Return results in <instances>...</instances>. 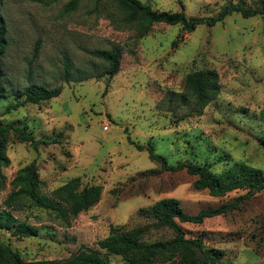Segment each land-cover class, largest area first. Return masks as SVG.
<instances>
[{"label": "rangeland", "instance_id": "1", "mask_svg": "<svg viewBox=\"0 0 264 264\" xmlns=\"http://www.w3.org/2000/svg\"><path fill=\"white\" fill-rule=\"evenodd\" d=\"M70 1L0 0L6 41L0 68L11 92L0 100V123L23 127L36 139L60 140L38 151L12 133L6 140L9 165L2 169L0 210L7 208L38 232L19 239L0 229V243L27 261H63L81 247L96 248L112 227L125 232L146 226L147 242L170 239L171 231L154 224L150 208L155 202L174 198L195 215L245 194L234 191L216 198L197 190L194 177L185 171L161 172L128 137L142 146L151 144L170 165H205L216 175L238 174L246 167L264 174V15L245 19L233 14L191 33L156 24L138 38L134 27L121 22L116 0H80L66 12ZM139 1L154 11L183 9L187 17L215 16L230 1L256 7L252 0ZM175 40L178 46L172 48ZM114 47L122 50L120 69L109 78L104 64L89 52ZM65 62L72 78L94 77L64 82ZM206 69L218 74L220 88L199 110L185 94L184 82L188 74ZM29 84L60 87L61 94L7 110L24 100L21 93ZM30 164L37 171L40 195L49 196L79 178L82 187H102L100 201L68 227L27 200L8 208L12 181ZM181 227L186 237H201L205 247L221 250L220 264H264V191L242 201L238 210ZM107 257L110 264H124L117 256Z\"/></svg>", "mask_w": 264, "mask_h": 264}, {"label": "trees", "instance_id": "2", "mask_svg": "<svg viewBox=\"0 0 264 264\" xmlns=\"http://www.w3.org/2000/svg\"><path fill=\"white\" fill-rule=\"evenodd\" d=\"M79 1L71 0L66 7V12L74 10ZM252 1L256 7H247L242 1L236 3L230 1L212 17H187L183 9L179 12L154 11L139 0H116V3L120 14L123 15L121 22L134 27L137 37L143 38L151 32L156 24L180 26L183 31L191 33L200 25L214 27L233 14H238L245 19L264 15V0ZM4 31L3 21L0 17V60L6 47ZM177 46V40L173 41L171 47L176 48ZM37 50L38 47L35 48V53ZM89 55L104 64L103 74L109 78L119 72L121 48L93 50L89 52ZM70 71L69 63L65 62L62 77L66 83L82 82L94 77L85 73L81 77L72 78ZM184 88L185 94L191 97L194 106L202 110L219 92L218 74L209 69L194 71L186 76ZM60 94V87L49 89L37 84H29L21 93L25 96L24 100L8 107L7 110L17 109L26 104L39 105L59 97ZM10 95L11 92L7 91L3 85L0 68V100ZM262 115L264 120V112ZM10 133L16 137L18 142L28 144L34 151H38L41 147L56 145L60 141L59 137L36 139L31 132H27L23 127L13 124L2 126L0 123V181L2 183L4 180L2 169L9 165V160L4 152ZM128 143L138 151H147L148 159L152 163L158 164L161 172L185 171L189 176L195 178L193 182L195 189L206 190L212 197L222 198L234 191H245V194L237 197L231 203L221 204L211 209H202L195 215L187 214L182 209L180 202L174 198H165L155 202L150 208L154 224L157 228L171 231L173 236L170 239L147 242L146 236L149 230L146 226L136 227L125 232H119L112 227L109 235L97 242L96 248L81 247L75 254L63 261H27L17 251L0 243V264H110L107 256H117L124 261V264H220L223 252L216 248L205 247L201 237H186L181 224L198 225L205 219L238 210L242 201L249 200L257 193L264 191L263 172L259 169L246 167L238 174L224 172L216 175L205 165L190 163L170 165L165 158L155 153L151 144L142 146L131 141L129 137ZM260 146L264 154V133L260 138ZM39 184L34 164L22 168L12 181L15 190L9 195L6 206L10 208L12 202L27 200L32 206L49 211L61 225L68 227L79 214L95 206L100 201L102 193V187L99 185L82 187L79 178L69 180L54 189L49 196L39 194ZM0 229L12 231L13 235L19 239L36 236L38 232L34 226L18 221L7 208L0 210Z\"/></svg>", "mask_w": 264, "mask_h": 264}]
</instances>
